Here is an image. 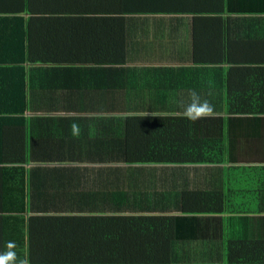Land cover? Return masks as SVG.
Here are the masks:
<instances>
[{
  "label": "crops",
  "instance_id": "0c3cea01",
  "mask_svg": "<svg viewBox=\"0 0 264 264\" xmlns=\"http://www.w3.org/2000/svg\"><path fill=\"white\" fill-rule=\"evenodd\" d=\"M223 2H199L203 9L225 11L213 15L107 18L95 14L100 7L92 8L88 0H33L40 14L33 23L30 55L38 63L27 66V82L36 112L26 114V126L33 121L43 135L27 167L28 215L43 219L38 231L30 228L28 241L51 250L74 244L114 248L92 254L86 264H119L123 251L133 250L141 261L150 250L165 264H264V176L259 171L264 168V12H256L264 10V0ZM121 52L127 55L124 63L105 62ZM191 90L212 105V112L190 120V130L204 148L212 139L223 143L235 161L121 162L106 121L130 114L184 115ZM75 105L88 110L76 112ZM107 105L121 111L107 112ZM124 106L134 113L124 114ZM73 134L80 140L71 139ZM50 149L69 154L46 162L51 157L42 150ZM232 168L241 171L240 184L230 183ZM140 177L181 197L187 189H195L198 197L203 191H227L250 211L192 214L198 205L183 211L180 201L158 203L155 194L161 189L147 190ZM206 185L214 188L203 189ZM161 213L175 222L142 230L114 225V218ZM75 217L100 225L70 224ZM58 253L33 260L71 264L58 263Z\"/></svg>",
  "mask_w": 264,
  "mask_h": 264
},
{
  "label": "trees",
  "instance_id": "16d2710c",
  "mask_svg": "<svg viewBox=\"0 0 264 264\" xmlns=\"http://www.w3.org/2000/svg\"><path fill=\"white\" fill-rule=\"evenodd\" d=\"M199 2L201 0H88V5L92 8L100 7V9H94L95 14L106 15L107 18L142 15L177 16L183 13L204 16L225 12L219 7L217 8L219 10L203 9ZM188 6H193V8H188ZM223 6H225V0ZM230 12L242 11L233 9ZM256 12L263 13L264 10ZM38 14L40 12L33 8V0H0V253L5 252L8 242L12 241L15 243L14 251L17 253L18 259H27L29 264H38V261L33 258L48 257L50 256L48 253L52 251L59 252L58 263L65 259L71 264H86L87 258L92 254H100L104 250H113L114 248L91 250L89 247L74 244L66 246L62 250H51L43 248L47 245L40 246L36 242L33 244L28 241V236H32L30 228L38 231L37 225L42 224L43 219V217L28 215L30 172L27 167L29 159H31V152L39 146L35 141L39 142L40 136L43 135V132L35 129V126L32 127L33 121L30 127L26 126L28 122L26 114L31 111L36 112L31 107L27 66L38 63V58L30 55L33 23L36 22ZM105 58L106 63H124L127 55L121 52ZM49 59L54 60L55 58H41V61ZM59 59L64 61L62 57ZM251 106H247V108ZM74 108L76 112L88 110L84 105L72 106V109ZM119 109L121 111L118 106H106L107 112H117ZM122 111L124 114L128 113L130 107L124 106ZM229 111L233 112L234 110L231 108ZM105 127L107 133L115 139V150L120 161L127 165H226L229 161H235L220 141L217 143L212 139L207 142L208 147L204 148L190 130V119L180 113L130 114L113 118L109 122L106 121ZM71 139L80 140L77 134H73ZM52 150L55 154L51 152ZM52 150H42L45 152V156L48 154L51 157V160H48L46 156L44 158L46 162L53 161L56 155L59 160H65L66 155L69 154V150L66 152ZM72 150L74 149L71 148L70 151ZM256 168L252 169L257 170ZM263 169H259L262 176H264ZM240 172L237 169L229 172L231 184L241 183V177L238 176ZM139 180L147 190L161 189L160 193L156 192L155 194L158 203H163L164 200L173 203L180 201L183 211H186L185 207H189V205L193 207L198 205L195 210L190 211L192 214L228 215L236 213V211H239L238 213L250 211V208H243L240 203H236L238 201L235 200L234 203L227 192L213 189L203 191L199 197L198 193H193L192 195L195 197L186 198L181 197V194L174 189L148 182L142 177ZM257 185L259 184L257 183ZM113 220H115L114 225H139L138 227L142 230V227L143 229H157L156 226L170 225L173 223L171 221L175 222L176 218L170 216L167 219L161 213L150 216L129 215ZM81 222L100 225V222L83 221L81 217H75L70 224H81ZM232 246L228 240V247ZM116 251H114L115 255ZM123 252L125 253L121 255L119 264H165L161 262L160 257L152 256L150 250L145 261H141L134 250V254L129 251Z\"/></svg>",
  "mask_w": 264,
  "mask_h": 264
},
{
  "label": "clouds",
  "instance_id": "9594fccd",
  "mask_svg": "<svg viewBox=\"0 0 264 264\" xmlns=\"http://www.w3.org/2000/svg\"><path fill=\"white\" fill-rule=\"evenodd\" d=\"M188 95L190 102L183 106L184 116L186 118L195 120L212 112V105L206 99L202 100L196 91L191 90ZM14 249L15 243L9 241L7 250L0 253V264H29L27 259H18Z\"/></svg>",
  "mask_w": 264,
  "mask_h": 264
},
{
  "label": "rangeland",
  "instance_id": "374dc122",
  "mask_svg": "<svg viewBox=\"0 0 264 264\" xmlns=\"http://www.w3.org/2000/svg\"><path fill=\"white\" fill-rule=\"evenodd\" d=\"M128 113H134V112L128 111ZM169 113H177V112L173 111V112H169ZM151 115H157V114H151ZM209 188H214V187H213V185H206L203 187V189H209ZM196 192L197 191L195 189H187L183 192L182 196L187 198L188 195H191V194L196 193Z\"/></svg>",
  "mask_w": 264,
  "mask_h": 264
}]
</instances>
